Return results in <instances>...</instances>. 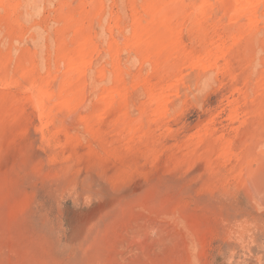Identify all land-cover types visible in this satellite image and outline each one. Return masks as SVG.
<instances>
[{
    "label": "rangeland",
    "instance_id": "rangeland-1",
    "mask_svg": "<svg viewBox=\"0 0 264 264\" xmlns=\"http://www.w3.org/2000/svg\"><path fill=\"white\" fill-rule=\"evenodd\" d=\"M247 3L0 0V264H264Z\"/></svg>",
    "mask_w": 264,
    "mask_h": 264
},
{
    "label": "bare ground",
    "instance_id": "bare-ground-1",
    "mask_svg": "<svg viewBox=\"0 0 264 264\" xmlns=\"http://www.w3.org/2000/svg\"><path fill=\"white\" fill-rule=\"evenodd\" d=\"M242 2H243V6L242 7H244L243 9H247L248 8V0H242ZM242 10V9H241ZM244 12V11H243Z\"/></svg>",
    "mask_w": 264,
    "mask_h": 264
}]
</instances>
